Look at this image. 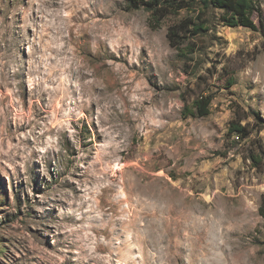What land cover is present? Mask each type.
I'll return each instance as SVG.
<instances>
[{"label": "rangeland", "instance_id": "obj_1", "mask_svg": "<svg viewBox=\"0 0 264 264\" xmlns=\"http://www.w3.org/2000/svg\"><path fill=\"white\" fill-rule=\"evenodd\" d=\"M252 18L209 16L184 59L170 18L151 28L124 0H0V264H264ZM202 90L210 113L182 117Z\"/></svg>", "mask_w": 264, "mask_h": 264}, {"label": "trees", "instance_id": "obj_2", "mask_svg": "<svg viewBox=\"0 0 264 264\" xmlns=\"http://www.w3.org/2000/svg\"><path fill=\"white\" fill-rule=\"evenodd\" d=\"M125 10H144L148 13V24L158 28L171 19L167 27L166 37L178 56L186 58L194 52L190 46L193 39L205 35L209 31V16H215L219 22L231 27H247L256 29L253 15L258 17L259 27L264 28L260 0H124ZM189 50V52H188ZM211 93L205 90L183 98L182 117H205L210 113ZM252 116L253 121L260 119L258 113L250 111L247 115L235 113L229 123V132L238 139H247L251 134L249 121L242 124V119ZM248 158L252 163H259L257 153L249 151ZM259 214L264 217V197L258 207Z\"/></svg>", "mask_w": 264, "mask_h": 264}, {"label": "bare ground", "instance_id": "obj_3", "mask_svg": "<svg viewBox=\"0 0 264 264\" xmlns=\"http://www.w3.org/2000/svg\"><path fill=\"white\" fill-rule=\"evenodd\" d=\"M57 106V105H56ZM117 205V204H116ZM123 210V209H122ZM121 211V210H120ZM124 211V210H123ZM135 216V215H134ZM112 217V216H111ZM110 220V219H109ZM137 221V220H136ZM135 221V224H137V222ZM155 221V220H154ZM155 222H153V227L155 228L156 225L154 224Z\"/></svg>", "mask_w": 264, "mask_h": 264}]
</instances>
